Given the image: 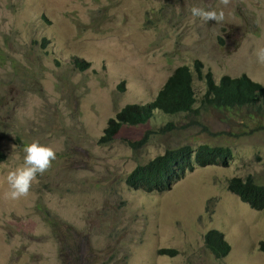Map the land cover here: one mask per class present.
<instances>
[{
    "label": "rangeland",
    "instance_id": "rangeland-1",
    "mask_svg": "<svg viewBox=\"0 0 264 264\" xmlns=\"http://www.w3.org/2000/svg\"><path fill=\"white\" fill-rule=\"evenodd\" d=\"M193 6L223 10L224 20L204 23ZM172 9L181 15L169 18ZM261 47L264 0H0V264H264V207L228 188L233 176L264 183V102L242 141L219 139L233 149L228 164L197 167L160 192L128 185L137 162L127 138L173 119L142 145L144 157L190 143L202 136L186 122L192 112L155 110L149 124L125 123L99 142L110 117L148 100L174 65L199 59L264 86ZM34 141L57 159L28 197L6 201L5 177ZM211 227L229 244L223 257L206 246Z\"/></svg>",
    "mask_w": 264,
    "mask_h": 264
},
{
    "label": "clouds",
    "instance_id": "clouds-1",
    "mask_svg": "<svg viewBox=\"0 0 264 264\" xmlns=\"http://www.w3.org/2000/svg\"><path fill=\"white\" fill-rule=\"evenodd\" d=\"M219 3L224 7H227L230 4V0H219ZM170 5L173 4L170 3ZM167 12L169 18H172L176 15H181V12L174 9ZM190 13L193 18H198L204 23H208L211 21L220 23L224 20L223 10H207L203 7L193 6L190 9ZM255 55L257 57L258 63L264 64V47L258 48L255 52ZM75 59L74 64L77 68L84 69L89 64V62L84 61V64L82 66L78 65L77 63H75ZM241 73H245L251 78V76L245 71H242L240 73L222 72L219 75H215L210 68H204L202 61H200L199 59L195 60L194 67L189 63L174 65L161 85L158 87L156 93H154L148 100L129 101L117 111L116 115L110 117V121L112 118H119L123 115L125 108H127L129 111L130 119L129 121L120 119V125L110 137L106 135V128L110 124L109 121L104 128L103 135L99 138V142L106 141L107 139L114 137V135H116V133L125 123L149 124L148 119L152 116L155 110H161L166 113L186 112L188 116L190 115V112H192L193 117L188 119L186 122L189 124H191L192 122H196L201 127V137L193 139L190 143L166 147L163 151L156 153L154 156L149 158L144 157L141 150L142 145L148 141L153 132H164L173 128L168 127L167 123L168 121L173 119H169L164 123L158 125L157 127H151L150 125L146 126L140 139L127 138V149L129 151V155L134 161L137 162V165L128 173L126 177L128 185L132 188L144 189L145 191L160 192L163 189L148 190L144 188L143 185L138 184L140 180L135 181L129 179V175L138 165L146 166V162L153 157H157L159 160V170L157 171V173L162 175V180L164 182L170 183L169 187L172 186L175 182L183 179L188 172L195 170L197 167H202L195 166L196 168L194 169L189 162L185 161L182 165H180V163L177 162L173 156L168 154L167 150L169 149L176 148L185 144H190L196 149L200 148L202 145H207L208 151L213 147L217 148L218 153H220L221 146L229 145L221 144L219 142V139L226 140V137L230 135L235 139L242 141L248 135V133L254 129V111L256 110V108L259 111L260 115L263 116V113L260 112V107H262V102H264V92L258 93L256 95L255 101L245 103L241 102L234 92L221 86V80L227 81L230 78H233L234 76H237ZM176 75L182 77L180 88L174 91L166 92L165 95L159 94L165 82ZM251 80L257 82L264 89L262 83L252 78ZM149 101H152V103H148ZM146 111L150 112L148 116L143 120H137ZM248 119H250L249 123H246ZM89 138V142H87L92 143V137ZM209 138H212V141H206ZM141 139H145L146 141L141 143ZM65 140L69 142L68 139ZM81 142L82 145L85 144L84 141ZM12 147L14 148L15 146L13 145ZM23 151V163L15 169L10 170L5 177L6 190L3 192V199L6 201H19L22 198L28 197L33 184L38 179V176H42L48 170H50L53 162L57 159L56 149H54L52 146L41 144L38 141H34L30 144L25 145ZM231 151V157L227 158L225 162H218L217 160L219 158V154H212L209 151L211 157L214 158L215 161L214 163H208L206 165L228 164L229 161L234 157L232 148ZM3 153L4 157L0 159V161L6 158V153ZM208 200L206 204H208ZM37 209H41L40 205L37 206ZM209 229L216 228L211 227ZM216 231L220 232L223 235V233L218 229H216ZM223 239L226 242L224 235Z\"/></svg>",
    "mask_w": 264,
    "mask_h": 264
},
{
    "label": "trees",
    "instance_id": "trees-1",
    "mask_svg": "<svg viewBox=\"0 0 264 264\" xmlns=\"http://www.w3.org/2000/svg\"><path fill=\"white\" fill-rule=\"evenodd\" d=\"M75 63L83 65L84 61L75 59ZM180 76H174L168 79L159 94L165 95L166 92L179 89L181 86ZM221 86L234 92L241 102L249 103L256 100L258 93H263L264 89L257 82L251 80V78L241 73L227 81L221 80ZM148 103H152L149 101ZM150 112L146 111L137 120L145 119ZM120 119L129 121V111L125 108L123 115L119 118H112L110 124L106 128V135L112 136V133L120 125ZM168 127H175L177 123L173 120L167 122ZM145 139H141V143L145 142ZM221 151L218 153L217 148H210L209 151L212 154H219L218 162H225L227 158L231 157L232 151L229 146H221ZM208 151L207 145H202L200 148H194L190 144H185L176 148L167 150L168 154L174 157V159L182 165L185 162H189L195 169L197 166H203L208 163H214V158L211 157ZM3 149L0 147V159L4 157ZM159 160L157 157H153L146 162V166L138 165L129 175L130 180L139 181V185H143L146 189L161 190L162 188L169 187L170 183L164 182L162 175L157 173L159 170ZM196 166V167H195ZM228 188L237 193L243 201H247L252 207L260 208L264 207V183L260 184L254 180L252 175L245 177L234 176L228 180ZM206 246L211 250L215 257L225 256L229 251V245L224 241L223 235L216 231V229H208L205 232ZM262 249L264 250V241L262 242ZM159 253L172 254L175 249L172 247L158 248Z\"/></svg>",
    "mask_w": 264,
    "mask_h": 264
}]
</instances>
